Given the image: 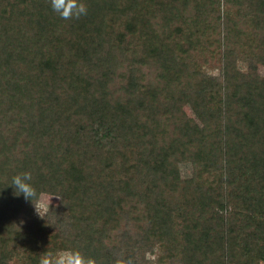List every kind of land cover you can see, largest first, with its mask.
Listing matches in <instances>:
<instances>
[{
	"label": "trees",
	"instance_id": "obj_1",
	"mask_svg": "<svg viewBox=\"0 0 264 264\" xmlns=\"http://www.w3.org/2000/svg\"><path fill=\"white\" fill-rule=\"evenodd\" d=\"M81 2L0 0V264H264V0Z\"/></svg>",
	"mask_w": 264,
	"mask_h": 264
},
{
	"label": "clouds",
	"instance_id": "obj_2",
	"mask_svg": "<svg viewBox=\"0 0 264 264\" xmlns=\"http://www.w3.org/2000/svg\"><path fill=\"white\" fill-rule=\"evenodd\" d=\"M51 7L64 19L79 17L87 12L84 3L81 2V0H51ZM32 180L33 177L31 172L22 171L14 174L8 185L12 186L14 195L19 196L22 194L26 200L32 202V198L36 195ZM36 214L43 218L39 212L36 211ZM41 264H49L48 259H42ZM55 264H96V261L94 258L84 257L78 250H70L57 255L55 258Z\"/></svg>",
	"mask_w": 264,
	"mask_h": 264
},
{
	"label": "rangeland",
	"instance_id": "obj_3",
	"mask_svg": "<svg viewBox=\"0 0 264 264\" xmlns=\"http://www.w3.org/2000/svg\"><path fill=\"white\" fill-rule=\"evenodd\" d=\"M194 59H195V62L197 63V65L198 66L200 65L201 69H203L206 72L213 74V75L219 74L220 64L218 61H216V60L204 61L205 57H203L202 55H200V53H197V52H195V58ZM257 69L260 71V73L264 74V67L258 66ZM183 112L186 116H189V117L193 116V114H192L193 112L188 105H186V106L183 105ZM216 112H217L216 114L219 115V111L216 110ZM192 119H193V117H192ZM193 124L195 125V127L200 126V124L196 120H193ZM156 165L157 164L155 163L154 166H156ZM178 171L180 172L181 176H187L190 174L191 170H190L189 165L180 164ZM58 203H59V196L58 195L51 193V192H38L37 197H36V201H35V203H33L32 208H33L34 214L36 216H38L36 214V211L39 212L42 216H44L45 215L44 213L46 211H48L47 209H49L50 206L56 207ZM48 204H49V207H48ZM35 209H36V211H35ZM68 240H69V243L72 245L73 244L72 242L74 241L73 234H69ZM60 253H62V251H56V253L52 256L51 260L54 262L56 256L59 255Z\"/></svg>",
	"mask_w": 264,
	"mask_h": 264
}]
</instances>
